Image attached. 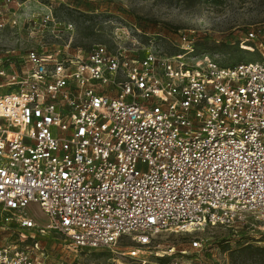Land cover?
I'll list each match as a JSON object with an SVG mask.
<instances>
[{"label":"built area","instance_id":"built-area-1","mask_svg":"<svg viewBox=\"0 0 264 264\" xmlns=\"http://www.w3.org/2000/svg\"><path fill=\"white\" fill-rule=\"evenodd\" d=\"M148 42L33 49L2 68L0 231L19 229L0 264H47V233L83 252L248 220L264 231V63L223 66L186 35L175 54Z\"/></svg>","mask_w":264,"mask_h":264},{"label":"rangeland","instance_id":"rangeland-1","mask_svg":"<svg viewBox=\"0 0 264 264\" xmlns=\"http://www.w3.org/2000/svg\"><path fill=\"white\" fill-rule=\"evenodd\" d=\"M0 12V72L2 68L19 71L21 58L33 49L64 45L88 51L96 45L115 48L120 41L146 46L155 39L158 51L175 54L182 35L195 41L198 54H207L223 66L264 63V0H15L8 4L0 0ZM32 16H36L33 33L21 27ZM47 16L55 19L56 27H41ZM252 31L255 39L249 38ZM5 93V79L0 75V96ZM37 221L45 224L41 213ZM259 226L263 227L248 220L230 228L161 233L148 247L123 237L114 250L83 252H75L54 233L36 238L47 264H264V256L255 251L238 253L246 245L264 248V231ZM18 229L12 224L0 231V238L11 242Z\"/></svg>","mask_w":264,"mask_h":264},{"label":"trees","instance_id":"trees-1","mask_svg":"<svg viewBox=\"0 0 264 264\" xmlns=\"http://www.w3.org/2000/svg\"><path fill=\"white\" fill-rule=\"evenodd\" d=\"M250 251H255L256 254H258L260 256H264V248H254L251 245H246V246L240 248L238 250V253L242 254V253H246V252H250Z\"/></svg>","mask_w":264,"mask_h":264},{"label":"crops","instance_id":"crops-1","mask_svg":"<svg viewBox=\"0 0 264 264\" xmlns=\"http://www.w3.org/2000/svg\"><path fill=\"white\" fill-rule=\"evenodd\" d=\"M15 1V0H14Z\"/></svg>","mask_w":264,"mask_h":264}]
</instances>
